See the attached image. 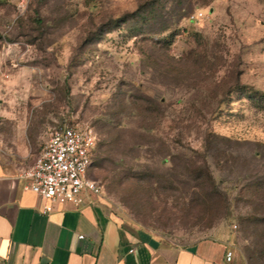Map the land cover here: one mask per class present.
Instances as JSON below:
<instances>
[{"label":"rangeland","instance_id":"obj_1","mask_svg":"<svg viewBox=\"0 0 264 264\" xmlns=\"http://www.w3.org/2000/svg\"><path fill=\"white\" fill-rule=\"evenodd\" d=\"M148 3L0 0V48L17 54L0 75V134L16 120L6 110L49 130L90 126L107 145L87 176L126 229L178 245L226 232L243 264H264V225L242 221L264 217L247 188L264 177V110L228 92H264V0H160L151 13ZM207 129L229 138L216 143L226 156L206 147Z\"/></svg>","mask_w":264,"mask_h":264},{"label":"crops","instance_id":"obj_2","mask_svg":"<svg viewBox=\"0 0 264 264\" xmlns=\"http://www.w3.org/2000/svg\"><path fill=\"white\" fill-rule=\"evenodd\" d=\"M15 60L16 51L3 48L0 75H11ZM5 112L16 120L0 134V264H243L226 232L172 244L126 229L98 194L84 193L80 205L58 203L42 213L45 200L26 188L20 174L33 164L51 130ZM227 249L234 252L230 261Z\"/></svg>","mask_w":264,"mask_h":264},{"label":"built area","instance_id":"obj_3","mask_svg":"<svg viewBox=\"0 0 264 264\" xmlns=\"http://www.w3.org/2000/svg\"><path fill=\"white\" fill-rule=\"evenodd\" d=\"M202 16L196 11L188 18L196 22ZM95 144V131L87 125L64 123L51 130L33 164L20 174L26 188L45 200L42 213L58 203L80 205L84 193L100 194V185L87 176ZM233 255V250L227 249L225 260L230 261Z\"/></svg>","mask_w":264,"mask_h":264},{"label":"trees","instance_id":"obj_4","mask_svg":"<svg viewBox=\"0 0 264 264\" xmlns=\"http://www.w3.org/2000/svg\"><path fill=\"white\" fill-rule=\"evenodd\" d=\"M160 0H149L148 5L149 8V13H151L153 11V7L155 6V4H158ZM181 4V3H180ZM132 14V15H131ZM131 14H126L122 17H120L119 19L115 20V26H120V24L122 22H125L127 20V18L132 17L134 13ZM183 16V15H182ZM166 30H168L167 27H162L159 32H165ZM132 35V33H131ZM173 38V34L169 33L168 36L164 39V42L166 43L165 45H169L171 43V40ZM229 93L235 92L237 94H239V97H244L246 99H248L250 102H252L257 108L264 110V92L257 90L249 85L246 84H240V83H236L235 85H233L229 90ZM151 110V108H150ZM153 111L156 112L154 115H152L151 117H156L158 116V113H160V108L156 105L153 104ZM105 126H110L112 129L116 128L117 125H109L107 122L104 123ZM229 140V138L221 136L219 134L214 133L213 131L207 129L206 133H205V137L203 139L204 144L206 145V147L210 148V149H216V151H219L218 147L216 146V143L218 142H222V141H227ZM114 142H117L116 140ZM163 142H161L162 144ZM107 145L106 143H103L101 141L97 142L96 140V144L95 147L93 149L92 155H91V163L90 166L88 168V172L90 167L94 164V162H96L94 160V154H96V150H98V153H103V150H101L100 148ZM100 149V151H99ZM222 151H219L218 153H220L221 155H224L223 153H221ZM215 153L216 157H220L219 154ZM175 156V154L170 151L167 150L165 153V156H163V161H166L168 158H173ZM226 156V155H224ZM98 157V165L99 167L102 168H106L104 164V157L101 155H97ZM108 171L112 173V177L116 178V180H120L121 174L120 172L117 171L116 169V164L114 163V161L109 160V165H108ZM209 182L210 184L213 186L214 188V180L212 176H208ZM115 180V179H114ZM198 184H201L200 182L195 183L194 186H198ZM250 191L251 194V198L256 199V202L259 203L260 205H263L264 203V177L256 179L254 182H251V184L247 187ZM247 189V190H248ZM213 194L215 196V198L221 202H226L227 197L223 194L220 193L217 189H213ZM243 221V225L244 226H256V223H261L264 225V217H258L254 211L253 214H249L245 217L242 218Z\"/></svg>","mask_w":264,"mask_h":264}]
</instances>
